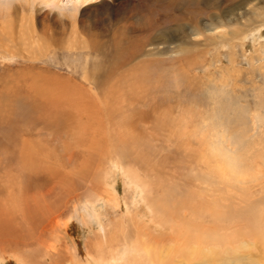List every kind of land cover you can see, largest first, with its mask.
Masks as SVG:
<instances>
[{
    "label": "rangeland",
    "instance_id": "374dc122",
    "mask_svg": "<svg viewBox=\"0 0 264 264\" xmlns=\"http://www.w3.org/2000/svg\"><path fill=\"white\" fill-rule=\"evenodd\" d=\"M55 1L0 0L18 11L0 32V264H126L141 243L166 264H264L253 237L202 256L167 238L264 212V0ZM165 189L185 202L159 231ZM209 205L226 214L198 224Z\"/></svg>",
    "mask_w": 264,
    "mask_h": 264
},
{
    "label": "bare ground",
    "instance_id": "6f19581e",
    "mask_svg": "<svg viewBox=\"0 0 264 264\" xmlns=\"http://www.w3.org/2000/svg\"><path fill=\"white\" fill-rule=\"evenodd\" d=\"M37 1V0H36ZM63 0H56L55 1V4L57 5V2H62ZM74 0H66V4L67 2H72ZM28 2H31V3H28V5H22V2H21V5H20V10L21 11H26L27 9V6L29 7H33L35 5H33V3L35 2V0H28ZM8 5V3H6ZM9 6V5H8ZM75 7V6H74ZM66 8V7H64ZM64 8H61V9H64ZM17 7L12 9V10H9L4 17H0V32L1 34H5L7 40H11L9 38V36L7 35L8 34V30L10 29V26H11V23L13 21H11L12 18H16L18 13H17ZM19 27V26H18ZM23 27V26H22ZM206 29H204L205 31L207 32H210L212 31V29L208 26H205ZM32 29V28H31ZM19 31V30H18ZM1 41V40H0ZM30 42V41H29ZM31 46V45H30ZM0 47L1 44H0ZM52 114V113H51ZM50 114V115H51ZM54 116V115H52ZM55 117V116H54ZM53 119V118H52ZM121 145H117V147L120 149V151H123V153L126 151V146L125 144H123V142L120 143ZM117 148V149H118ZM118 149V150H119ZM214 151V150H213ZM216 151V150H215ZM208 152V151H206ZM216 155V152L214 153ZM258 154V153H257ZM214 156V155H213ZM214 158V157H213ZM211 154H208L206 157H205V160L206 162H210V159H213ZM215 159V158H214ZM217 159V157H216ZM218 161V160H217ZM235 162V161H234ZM213 164V163H212ZM208 165H206L207 167ZM211 172L213 173H216L218 176H220V178L222 179H227L228 176H230L232 173L236 172L237 171V167L235 166V163H232L230 162V160H228V156L226 154H223L221 155L220 157V160H219V163L218 165L216 166H213L211 167ZM208 172V171H207ZM132 175V174H131ZM242 175V173H241ZM206 178V177H205ZM204 179V178H203ZM205 180V179H204ZM207 180V179H206ZM206 182V181H204ZM207 183V182H206ZM146 190H149V186H146ZM150 191V190H149ZM162 195L161 196H158L157 198H154L151 202H152V206L155 208L156 212L157 213V216L159 218V220H157V224H156V227L157 229L160 231L161 230V227L163 226V224H168V222L166 221L167 219V215L168 214H172V213H175V211H180L181 209L183 210L184 208V203H183V199L181 198H178L176 200H172L171 197H169L171 194L170 191L168 189H165L164 192L162 191ZM167 197H166V195ZM173 198V197H172ZM185 202V201H184ZM264 207V206H263ZM186 208V207H185ZM189 208V207H188ZM210 208V209H209ZM194 209V208H193ZM187 210V209H186ZM209 210H212L213 211V215L214 216H220V215H224L226 214L225 211H222L220 210L219 208H211L210 205L208 207H204L203 209L201 210H198L197 209L195 211H197L195 213V216L193 217V219L196 220V222H198V224H202L201 222V219L203 217L204 214H208L209 216L212 217V213H209ZM185 211V210H184ZM194 211V210H193ZM211 211V212H212ZM186 212V211H185ZM225 212V213H224ZM253 213V212H251ZM184 214V213H183ZM191 214V213H190ZM174 215V214H173ZM172 216V215H171ZM166 217V218H165ZM251 217V216H250ZM191 218V217H190ZM226 218V217H225ZM252 218H255L257 219V226L254 225V226H250V229L248 228L247 231H239V232H233L231 234H228L227 237L223 235V239H221L220 237L218 236H215V232H212V229L209 228V230L206 228V230H201V231H196L198 229H196L195 231L196 232H192L190 229L188 232H184L182 233L181 230L183 229V227H169V234H168V239L171 241L173 240L174 244L175 245H182L185 249H187V246L189 245L188 247V250L191 249L192 250V247L194 248H202L201 250V256L203 255V252H206L207 251H204L203 249L205 248H208L206 250L212 252L214 246L215 247H218L220 245H224L226 243H228V245H231L229 243H243L246 238H252L256 241H261V242H264V212H262V208H258L257 209V215H254V217ZM192 220V219H191ZM235 220L236 222L238 223H241V224H244L246 225L248 222H250V218H247V217H244L243 215H240L238 214V217H235ZM178 221V220H177ZM190 221V220H189ZM194 222V221H193ZM195 222V223H196ZM191 223V222H190ZM180 224V223H179ZM181 225V224H180ZM194 225V223H193ZM252 225V224H251ZM187 227V226H185ZM197 227V226H196ZM191 228V227H190ZM244 228V226H243ZM215 229V228H214ZM213 229V231H214ZM200 230V229H199ZM146 236V235H145ZM180 236V237H178ZM154 240V239H153ZM253 240V243L255 242ZM144 241V240H143ZM258 241V242H259ZM124 242V241H123ZM132 242V241H131ZM137 242V241H136ZM135 242V243H136ZM97 243V242H96ZM256 243V242H255ZM95 244V243H94ZM101 244V243H100ZM97 245V244H96ZM145 245V244H144ZM141 244H136L134 246H130V245H127V247L124 248L123 250V253L126 254L127 256V260H126V264H134L133 262H135V260L137 259V261L140 262V264H166L165 263V259L163 257V254L162 253H157L158 256H156L154 258V256L152 255L153 253H156V249H151L150 247H147L144 246ZM137 246L139 247V249L137 248ZM175 247L176 251L177 252L180 248L178 247ZM197 246V247H196ZM113 247V246H112ZM182 247V248H183ZM102 248V246L100 247ZM111 248V247H110ZM114 248V247H113ZM112 248V249H113ZM193 248V249H194ZM224 248V247H223ZM226 248V247H225ZM107 249V248H106ZM122 249V248H121ZM233 249V248H232ZM239 248L236 247L235 250ZM261 249V248H260ZM263 249V250H262ZM261 250L263 251H260L263 253L264 255V245H263V248ZM109 250V249H108ZM132 251V253H134L137 257L134 258V260L132 259H129L128 258V254H130L128 251ZM162 250V249H161ZM190 250V251H191ZM234 250V251H235ZM97 251V250H96ZM118 251V250H117ZM140 251L142 253H140ZM174 251V250H173ZM194 251V250H193ZM143 252L145 253L143 255ZM113 253V252H112ZM122 253V254H123ZM187 253V252H186ZM193 253V252H192ZM195 253V252H194ZM177 254V253H176ZM182 254V253H181ZM205 254V253H204ZM212 254V253H211ZM175 255V254H174ZM187 255V254H186ZM101 256V255H100ZM159 256H161L162 258L160 259ZM185 256V255H184ZM188 256V255H187ZM124 257V256H123ZM181 257V256H180ZM192 257V255L190 254L189 255V258ZM264 257V256H262ZM154 258V259H152ZM192 259V258H191ZM257 259V258H256ZM260 259V258H259ZM118 260H122V257L119 256L118 257ZM187 260V259H186ZM123 261V260H122ZM191 261V260H190ZM125 263V262H124ZM168 263V262H167ZM191 263V262H190ZM117 264H121L120 262H117ZM188 264V263H187Z\"/></svg>",
    "mask_w": 264,
    "mask_h": 264
}]
</instances>
